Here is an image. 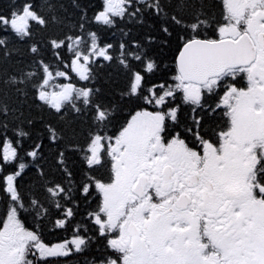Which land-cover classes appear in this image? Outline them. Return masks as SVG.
<instances>
[{
	"label": "snow or ice",
	"instance_id": "6c2138e0",
	"mask_svg": "<svg viewBox=\"0 0 264 264\" xmlns=\"http://www.w3.org/2000/svg\"><path fill=\"white\" fill-rule=\"evenodd\" d=\"M69 5L0 12V264H264V0Z\"/></svg>",
	"mask_w": 264,
	"mask_h": 264
},
{
	"label": "trees",
	"instance_id": "16d2710c",
	"mask_svg": "<svg viewBox=\"0 0 264 264\" xmlns=\"http://www.w3.org/2000/svg\"><path fill=\"white\" fill-rule=\"evenodd\" d=\"M14 2V0H0V12H4L7 11L9 9V7L11 6V4ZM38 4L41 7V10H43V4L46 3V0H37ZM54 3H64L66 6H69V11H72L69 5V0H53ZM99 3V0H93V6ZM58 28L56 25L52 24L49 27V31L47 33L41 34V33H37V39L41 38L42 35H55L58 33ZM103 35V34H102ZM9 70H11V65L8 66ZM105 83H107V77H105L104 80ZM50 228V226H49ZM70 235V233H69ZM45 236L48 240L55 242L57 240V237L54 235H51L48 233V231L45 232Z\"/></svg>",
	"mask_w": 264,
	"mask_h": 264
}]
</instances>
